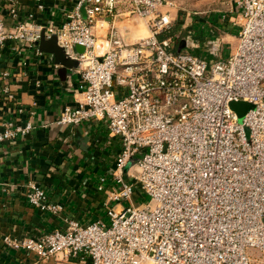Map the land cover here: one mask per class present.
Returning a JSON list of instances; mask_svg holds the SVG:
<instances>
[{"label": "built area", "instance_id": "obj_1", "mask_svg": "<svg viewBox=\"0 0 264 264\" xmlns=\"http://www.w3.org/2000/svg\"><path fill=\"white\" fill-rule=\"evenodd\" d=\"M10 1L17 17V0ZM219 1L237 13L239 30L228 56L211 62L176 49L191 34L188 24L186 36L165 34L177 21L170 0H77L59 25L33 14L11 25L0 17V49L13 43L19 55L24 48L41 55L44 33L78 60L82 97L56 123L104 121L121 140L98 186L113 179L108 221L70 217L40 237L5 234V246L54 264H264V0ZM36 2L42 10L43 0ZM135 16L149 34L130 42L117 23ZM99 22L111 25L103 52ZM77 45L84 50L75 53ZM26 64L18 65L23 75ZM14 77L0 70V99L8 103L16 98ZM234 102L253 107L240 118ZM33 130L31 116L2 119L0 144ZM144 195L148 201L138 203ZM26 199L52 216L65 209L33 180Z\"/></svg>", "mask_w": 264, "mask_h": 264}, {"label": "crops", "instance_id": "obj_2", "mask_svg": "<svg viewBox=\"0 0 264 264\" xmlns=\"http://www.w3.org/2000/svg\"><path fill=\"white\" fill-rule=\"evenodd\" d=\"M76 2L43 0L44 8L40 10L36 0H17L19 17H13L11 1L0 0V17L11 25L33 14L38 23L59 25ZM208 2L198 7L199 13L188 11L186 14L192 17L185 24L178 16L176 23L181 27L188 24L191 34L187 39L180 38L176 49L184 40L182 49L209 61L207 55L221 58L222 46L229 47L230 51L236 45L239 25L237 13L232 14L226 4L219 0ZM180 12L184 15L186 11L180 9ZM119 22L127 23L125 29ZM119 22L117 25L127 41L139 38L134 23L126 18ZM198 23L201 27L197 33ZM110 26L105 22L97 24V51L103 52L109 47ZM186 34L184 29L183 35ZM74 51L78 53L76 47ZM20 61L27 62L25 75L21 74L22 68L18 69ZM4 69L15 76L12 83L16 98L13 103L0 99V120L18 116L26 120L31 116L34 130L25 138L0 144V264H54L53 260H38L34 253L8 248L3 236L40 237L64 226L70 217L85 223L99 218L106 220L107 190L113 187V179L106 181L103 190H98V186L101 176L115 165L121 140L110 134L104 121L89 119L77 125L56 123L62 108L74 106L82 97L77 66L63 71L53 54L42 51L39 55L33 49L24 48L19 55L12 43L0 49V70ZM19 105L24 106L23 115L18 114ZM30 180L43 186L52 201L64 206V212L52 216L32 207L26 199Z\"/></svg>", "mask_w": 264, "mask_h": 264}, {"label": "rangeland", "instance_id": "obj_3", "mask_svg": "<svg viewBox=\"0 0 264 264\" xmlns=\"http://www.w3.org/2000/svg\"><path fill=\"white\" fill-rule=\"evenodd\" d=\"M170 1H173L175 4V8H172V11L176 10V11H174V15L176 16V18H178V16H180L179 20H181L183 24L186 23L185 21L187 19H190L188 17V14H186V13H189L190 11L191 12H198L199 6H203V5L205 6L206 4L209 3L208 2L209 0H170ZM180 9L181 10L183 9L184 11H186L184 15H182V13L180 12ZM125 18L136 25V27L139 31V37H144V36H147L149 34L145 20H143L139 17H136V16L135 17H125ZM123 19L124 18H122L121 20H123ZM120 24L122 26H124V24H127V23L126 22H122V23L119 22V25ZM200 27H201V24H199V23L196 24L195 25V32L198 33L200 31ZM183 33H184L183 27H181V24L178 25L176 22L174 23V25L172 26V29L170 31L165 32V34H167V35H175V34L176 35H179V34L183 35ZM196 52H198V51H196ZM228 52H229V47H227V48L224 46L221 47L220 53H221L222 58H225L228 55ZM204 55H205V53H204ZM206 57L209 59V62L213 61L212 59L218 58V57L213 56V55H207ZM252 107H253V105H252ZM135 199L138 203H142V202L146 203L148 201L149 197L144 195V196H140V197L138 196ZM127 204H128V202H124V205H127ZM106 221H108L107 218H106Z\"/></svg>", "mask_w": 264, "mask_h": 264}, {"label": "water", "instance_id": "obj_4", "mask_svg": "<svg viewBox=\"0 0 264 264\" xmlns=\"http://www.w3.org/2000/svg\"><path fill=\"white\" fill-rule=\"evenodd\" d=\"M82 12L85 16V8L82 9ZM38 45L41 51L48 52L54 55L56 63L62 65V70L66 71L67 69H72L78 66V60L70 55V53L63 47H61L58 42L56 35H52L50 38H47L44 33L41 34ZM185 47V41L182 40L180 43V48ZM77 52H82L84 48L80 45L76 46ZM232 107L238 112L240 118L247 112L252 104L247 102H234Z\"/></svg>", "mask_w": 264, "mask_h": 264}]
</instances>
